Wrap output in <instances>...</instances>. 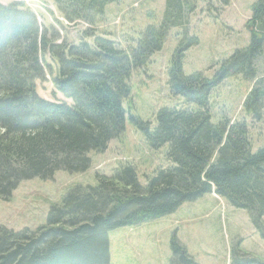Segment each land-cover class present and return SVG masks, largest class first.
<instances>
[{"label": "trees", "instance_id": "1", "mask_svg": "<svg viewBox=\"0 0 264 264\" xmlns=\"http://www.w3.org/2000/svg\"><path fill=\"white\" fill-rule=\"evenodd\" d=\"M119 1L53 0L65 20L87 26L77 43L59 41L21 0L0 2V198L8 200L22 180L85 172L89 152L104 151L124 132L131 77L149 65L175 28L183 37L171 56L167 85L183 105L161 107L155 121L131 118L149 147L168 146L170 165L145 184L133 166L97 173L95 185L74 186L51 206L46 224L20 230L0 224V264H112L110 229L172 213L211 192L246 209L264 238V145L253 150L246 118L214 121L210 109L213 90L241 76L255 81L245 113L252 122L264 118V71L258 70L264 0L252 4L250 43L224 58L212 76L184 69L186 51L199 43L189 34V19L201 3L213 8L230 0H166L161 20L126 45L97 26L106 5ZM47 54L57 63L52 80L65 99L47 101L37 93L35 81L45 77L40 58ZM171 251V264H200L176 236ZM231 254L230 264H264L239 246Z\"/></svg>", "mask_w": 264, "mask_h": 264}, {"label": "rangeland", "instance_id": "2", "mask_svg": "<svg viewBox=\"0 0 264 264\" xmlns=\"http://www.w3.org/2000/svg\"><path fill=\"white\" fill-rule=\"evenodd\" d=\"M13 1L16 0H0L3 4ZM165 1L120 0L108 4L104 18L97 23L98 31L109 33L126 45V40L136 38L146 25L161 20ZM254 2L230 0L226 6L217 2L212 9L202 3L199 5L188 24L189 34L197 36L199 43L186 51V72L203 70L212 76L224 58L236 48L250 43ZM19 3L22 8L33 11L41 25L59 41L67 39L69 43H77L87 28L84 22L75 24L65 20L53 0H21ZM182 37L180 29H172L163 48L153 55L149 65L133 73L131 103L125 102L128 118L122 135L112 139L104 151H90L91 165L85 172L59 170L48 179L22 180L8 200L0 198V224L14 230L46 224L51 206L60 203L74 186L95 185L96 173L111 175L119 168L133 166L139 181L145 184L157 169L170 165L166 156L168 146L149 147L131 118L155 121V113L161 107L183 105L167 85L171 56ZM40 59L45 77L36 79L37 93L47 101L65 99L52 80L58 68L56 61L49 54ZM261 61L259 73L264 71V60ZM254 82L241 76L226 78L213 90L210 109L214 121L225 116L232 120L246 118L255 151L264 145V118L252 122L243 109ZM108 234L112 264H171L173 236L200 264H230L231 249L236 246L264 259V238L253 225L248 211L230 205L214 192L186 201L172 213L113 228Z\"/></svg>", "mask_w": 264, "mask_h": 264}]
</instances>
